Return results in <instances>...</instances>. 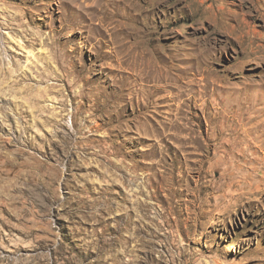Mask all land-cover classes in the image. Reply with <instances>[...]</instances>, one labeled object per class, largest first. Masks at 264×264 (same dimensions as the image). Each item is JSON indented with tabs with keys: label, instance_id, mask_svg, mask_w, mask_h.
Segmentation results:
<instances>
[{
	"label": "rangeland",
	"instance_id": "1",
	"mask_svg": "<svg viewBox=\"0 0 264 264\" xmlns=\"http://www.w3.org/2000/svg\"><path fill=\"white\" fill-rule=\"evenodd\" d=\"M0 264H264V0H0Z\"/></svg>",
	"mask_w": 264,
	"mask_h": 264
},
{
	"label": "bare ground",
	"instance_id": "2",
	"mask_svg": "<svg viewBox=\"0 0 264 264\" xmlns=\"http://www.w3.org/2000/svg\"><path fill=\"white\" fill-rule=\"evenodd\" d=\"M114 3V2H113Z\"/></svg>",
	"mask_w": 264,
	"mask_h": 264
}]
</instances>
